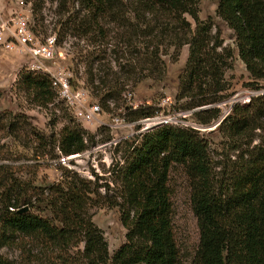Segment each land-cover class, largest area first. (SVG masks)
<instances>
[{
	"label": "trees",
	"instance_id": "16d2710c",
	"mask_svg": "<svg viewBox=\"0 0 264 264\" xmlns=\"http://www.w3.org/2000/svg\"><path fill=\"white\" fill-rule=\"evenodd\" d=\"M56 1L57 42L66 37L83 40L85 47H76L71 61L73 73L82 63V86L107 110V102L117 107L127 88L146 79L162 81L161 55L172 48L175 62L185 45L188 53L177 77L176 99L188 100L192 109L224 98L229 86L224 73L231 68L233 52L222 46L218 29L211 34L210 18H198L199 0ZM41 7V1H33L32 14L40 13ZM215 14L233 32L237 56L249 77L264 81V0H216ZM185 16L192 19L194 28ZM13 88L24 91L26 103L40 108L55 98L48 78L41 74L20 70ZM149 114V110H138L125 116L132 121ZM17 116L10 112L1 116L0 130L6 128L4 136L13 139L17 138L13 131L21 130L23 138L35 144V159L80 154L96 144L94 133L72 122L57 137L48 138ZM193 116L205 125L217 118L218 110H198ZM256 129L264 132V93L245 106H233L218 125L228 140L246 138ZM198 132L161 127L121 141L125 145L122 161L108 169L112 188L98 185L97 176L91 181L66 169L60 181L35 186L29 179L15 177L10 165L0 164V248L16 245L27 258L41 260L42 255L47 264H54L50 263L52 253L55 264H178L168 187L170 169L178 165L188 180L198 229L191 264H264V137L237 155L231 166L215 171L207 142ZM109 139L107 133L100 141ZM251 142L250 138L248 145ZM102 187L105 194L112 192L110 198L99 193ZM99 198L100 205L118 209L126 230L125 242L111 256L89 214ZM37 247L40 256L34 253ZM73 254L76 259L71 258ZM0 264L12 263L0 256Z\"/></svg>",
	"mask_w": 264,
	"mask_h": 264
},
{
	"label": "rangeland",
	"instance_id": "374dc122",
	"mask_svg": "<svg viewBox=\"0 0 264 264\" xmlns=\"http://www.w3.org/2000/svg\"><path fill=\"white\" fill-rule=\"evenodd\" d=\"M33 1L42 2L41 11L36 15H33L31 10ZM0 3L3 8L4 17L12 11H17L28 15L32 27L35 25V21H37L39 24L36 26L38 30L36 33L40 39L48 35L56 34L58 28L56 23L60 20V16L56 15V0H29L28 2H24V0H0ZM77 7V3H75L74 9H77ZM198 8V18L202 21H206L207 18H210L214 25L211 34H214L215 30L218 29L223 39L222 46L230 48L233 52L231 68L224 73V80L229 86L228 89L223 92L224 98L218 101L232 99L236 95L235 102L239 106H245L247 103L241 104L242 101L240 97L253 92L260 94L261 91L264 90V81L252 80L249 77L244 65L237 56L233 32L228 29L226 24L215 14L216 0H199ZM34 17H36L35 20ZM65 17L66 15L64 18ZM39 18L42 19L41 22L37 20ZM185 18L191 24V28H194L192 19L188 16H185ZM39 25H41V27H39ZM110 27L112 26L110 25ZM57 45L63 53V57L55 59L54 61H44L43 65L51 70H55L59 67L66 68L72 83L81 85V83L84 82L83 65L79 63L77 65V74H74L71 61L76 55V47H85L83 40L66 37L63 41L57 42ZM178 53L179 56L175 62L171 60V55H173L172 48L167 50V54L161 55L165 63V76L162 81L154 82L146 79L135 85L132 90L134 93L133 99L136 102L151 101L155 104L160 97H168L171 104L164 106L162 111L174 115L184 128L185 123L198 122L195 117L189 113L191 109L188 108V100L176 99L178 87L177 77L184 69L188 47L186 45L182 46ZM27 62V56L18 51L5 50L0 47V117L8 112L12 115H18L17 120H21L22 117H24L30 127L38 134L48 138L52 135L57 137L59 130L63 126L70 125V122L84 130L85 128L66 111L67 109L63 103L56 97L52 104L48 105L46 108H40L26 103L24 91H18L13 88L18 72L20 70L26 72L25 68ZM237 99H240V102H237ZM91 100L99 103L102 111H109L102 106L97 98L91 97ZM124 107L125 102L123 99H120L117 102L116 108L122 109ZM110 112L117 113V111ZM102 120L107 121L108 118L102 116ZM16 127H18V125ZM6 130V128L0 130V157L2 159L4 158V160L0 161V164L10 165L14 171L15 177L21 180L29 179L35 186L50 185L60 181L62 172L66 169L75 172L81 178L91 181L97 176L98 185H108L112 188L113 185L110 182L111 176L108 169L116 162L122 161L120 156L122 155L125 145L121 143L125 140L132 141L136 138L135 136H129L122 140L118 149L111 146L92 150L97 145L104 143L100 140H102L107 133L109 138L114 135L126 133L125 129L113 130L111 133L110 129L101 127L94 133V140L96 141L95 146L91 147L87 152L80 153L78 156L71 158L65 165H62L56 163L55 159H49L48 156L44 158L36 157L38 159H35L33 156V146H35V144L24 139L21 130L13 131L15 132L14 134L17 135L15 139L5 137L4 134ZM198 137L207 142L212 166L215 171H218L224 166H231L237 155L250 150L253 145L259 143L260 139L264 137V132L256 129L246 138L228 140L220 133L218 126L214 127L211 121L208 124L200 125ZM250 138L252 142L248 145ZM235 148L236 150H234ZM54 151L57 153L56 150ZM168 187L172 203L171 226L179 254L178 264H191L197 250L198 229L195 217L191 211L188 180L181 166L175 165L170 169ZM104 189L103 187L99 188V193L102 196L105 194ZM105 195L106 199L110 198L112 192L109 191ZM101 199L102 198L97 199L96 204L89 208V214L91 215L92 222L102 231L103 237L107 242L108 253L111 256L113 252L125 242L126 230L120 222V213L118 209L100 205L99 202ZM34 212L43 216L48 215L47 211ZM38 249L39 247L35 248L34 253L40 256L39 251L37 252ZM74 255L75 254H73L71 258L76 259ZM0 256L6 259L8 263L12 264H47L45 263L47 260L44 259L42 255L39 257L41 260L32 261V258H27L26 254L22 253L16 245L0 248ZM50 257V263H57L56 260L53 259V253L50 254Z\"/></svg>",
	"mask_w": 264,
	"mask_h": 264
},
{
	"label": "built area",
	"instance_id": "2783aa9c",
	"mask_svg": "<svg viewBox=\"0 0 264 264\" xmlns=\"http://www.w3.org/2000/svg\"><path fill=\"white\" fill-rule=\"evenodd\" d=\"M0 47L5 50H15L27 56L26 72L33 74H41L48 78L50 88L55 93V97L63 103L65 108L70 112L72 117L78 121L85 130L95 133L99 128L105 127L113 130L125 129L126 133L111 136L110 139L92 150L115 147L122 140L130 137H141L146 133L161 127L183 128L181 122L174 115L162 111L164 106L171 104L168 97H160L154 104L151 101L136 102L133 99V90L127 88L122 93V99L125 102L124 108H116L112 101H108L109 111H102L99 103L91 100L90 94L82 84L75 85L66 68L59 67L51 70L43 65L44 61H54L63 57V53L57 45L56 34L48 35L40 39L38 34L33 30L28 15L22 12L12 11L6 17L3 16V8L0 3ZM255 92L247 94L241 98V104H248L254 96L261 95ZM256 94V95H255ZM236 95L232 99L217 101L213 104L193 108L189 111L190 115L203 109L215 108L218 110V116L212 121L214 127L218 126L232 111L233 106L238 105ZM240 102V99H237ZM138 110H149L150 114L138 119L129 121L126 119L127 112H135ZM110 111H117L110 112ZM102 116L108 118L107 121L102 120ZM188 129L200 130L198 123H185ZM88 151V150H87ZM85 151V152H87ZM84 153V152H83ZM76 155L62 156L60 155L56 163L65 165L71 158Z\"/></svg>",
	"mask_w": 264,
	"mask_h": 264
},
{
	"label": "water",
	"instance_id": "95a60500",
	"mask_svg": "<svg viewBox=\"0 0 264 264\" xmlns=\"http://www.w3.org/2000/svg\"><path fill=\"white\" fill-rule=\"evenodd\" d=\"M26 209L24 208L23 211H25Z\"/></svg>",
	"mask_w": 264,
	"mask_h": 264
}]
</instances>
